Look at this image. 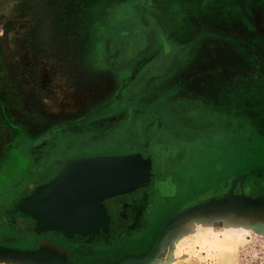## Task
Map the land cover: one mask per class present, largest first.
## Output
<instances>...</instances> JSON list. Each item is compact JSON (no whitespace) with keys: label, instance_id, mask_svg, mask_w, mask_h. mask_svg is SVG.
I'll return each instance as SVG.
<instances>
[{"label":"rangeland","instance_id":"rangeland-1","mask_svg":"<svg viewBox=\"0 0 264 264\" xmlns=\"http://www.w3.org/2000/svg\"><path fill=\"white\" fill-rule=\"evenodd\" d=\"M206 3L228 12L229 35H237L238 42L235 47L228 43L223 58L219 53L213 55L216 58H181L193 44L180 46L181 52L172 44L169 50L151 18L166 17L169 4L178 14L190 9L199 15L207 8L198 12V6ZM156 37L159 47L150 48ZM204 45L201 53L207 48L208 56L209 50L220 49ZM177 53L179 60L173 57ZM176 59L183 70L181 84L176 75L165 76ZM113 65L119 72L114 76L109 72L114 71ZM252 68L260 72L258 86L251 84ZM221 79L229 84L228 101L236 96L245 104L254 101L264 123V0H0V160L17 143L28 141V147L45 134L77 137L102 129L119 116L121 110L112 103L123 95L129 108L142 109L143 116H136L140 113L135 110L130 127L120 123L105 138L86 144L88 148L64 150L57 159L76 152L92 156L139 153L151 161L152 168L149 151L156 148L159 162L165 164L161 177L174 176L182 167L185 173L179 179L182 184L185 180L187 193L181 195L177 210L160 214L147 248L139 254H127L123 244L110 251L96 246L84 251L89 253H79L75 246L79 238L53 231L37 234L29 230L34 225L31 219L15 218V232L6 214H0V264H264V228L252 225L249 234L228 239L220 235L218 243L200 239L207 233L203 234L205 225L221 230L235 216L249 214L250 222L264 223V169H244L264 162V132L255 124L229 119L222 123L227 137L213 123L217 129L212 131L215 138H210L200 132L209 129V123L174 116L173 103L188 116L189 108L183 106L188 104V92L199 93L203 106L202 96L218 91L214 84ZM154 112L163 119L155 118ZM190 114L200 119L207 115L201 108ZM88 115L100 122L91 120L87 127L78 128L81 116ZM64 163L65 158L47 167L21 186L19 193L24 195L52 178ZM194 180H199L198 185ZM241 192L243 205L231 197ZM3 199L0 207L8 201ZM197 226L203 231L195 232ZM6 231L13 235L2 236Z\"/></svg>","mask_w":264,"mask_h":264},{"label":"flooded vegetation","instance_id":"flooded-vegetation-1","mask_svg":"<svg viewBox=\"0 0 264 264\" xmlns=\"http://www.w3.org/2000/svg\"><path fill=\"white\" fill-rule=\"evenodd\" d=\"M147 23V25H150L149 22ZM111 69L114 71L109 72L113 73V76L114 73H119L114 65ZM123 88L125 89V87ZM119 96V99L112 103L114 107L119 108V111L121 110L117 113L119 116L114 118V120H108L107 125L102 129L97 128L96 130L77 137L67 136V133L66 135L63 133V135H59L60 132L56 134H45V136L36 138L38 141H33V144L30 143L28 147H25L28 141H23L19 142L20 145L17 143L15 147L9 148L7 150L9 151L7 156L0 160V175L3 176L0 179V199H8L7 203H5L3 206L1 205L0 214H6V211L11 210L21 197L30 193L33 188L24 195H22L23 193H19V188L27 181L39 176V174L44 172L47 167L58 161H63L64 158L66 161L68 159L79 158L83 156H92L90 154H82L85 152H76V154L73 156H69L71 154H66L65 157L62 155L64 157L63 159H61L62 157L57 159V156L62 154L64 150L78 149L81 151L83 148H88L86 144L93 143L96 140H100L101 138H105L112 132V129H114L116 125L121 123L125 124V126L128 125L127 127H130V122H132L136 116H143L142 109L137 110L134 108L132 110L126 104L128 103V98L123 97V95L122 97ZM125 104L127 109H124ZM125 110H127L126 113ZM135 110H137V113L140 114L136 115ZM153 116L155 118L157 117L156 115ZM81 117L82 118L78 120L80 123H78V128L87 127L89 121L91 120L95 121L96 123L100 122L98 118L93 119L94 117L91 118L89 115ZM157 118L161 119V117ZM160 122L163 121L160 120ZM76 140L80 142L79 145L77 144ZM59 141H62V144H65L66 146L62 144H60V146H53L54 143L57 144ZM36 144H38V146H36ZM155 150L157 149L151 148L149 151L152 153L151 173L153 179L150 180L149 183L144 187H139L129 193L116 195L104 200L103 205L106 210L105 213L109 215V221L106 224L108 232L104 233L101 229H99V234L88 243L85 241V237L76 236L75 238H79V240L75 239L77 242L79 241L78 244H75L77 252L89 253L84 251L88 250L89 248L94 249L96 246H100L102 250L105 249L110 251L113 250V247H115L116 244H123L125 245L123 250L128 251L127 254H139L147 248L149 239L157 227L156 222L157 218L160 217V214H171L177 210L180 198L182 197L181 195H183V193L187 194L183 188L186 185L185 180L182 184V181L179 179L180 176L185 172L181 170L182 167H179L180 170L175 172L173 174L174 176L161 177L162 175H160V173L163 174L165 164L159 162V152H155ZM10 167L13 168L10 169ZM50 179L42 181L38 183V185L43 184ZM179 184H181V189L179 188ZM16 218L27 220L31 219L29 217ZM5 219L10 221L9 223L15 232L18 231L17 226L14 225L15 218L12 219L7 216ZM31 220L34 224V220ZM2 222H4V218ZM32 227L29 228V230H33ZM1 235L7 237L12 236L13 233L11 231H6L5 234ZM66 241H68V239ZM38 243L39 242L36 244Z\"/></svg>","mask_w":264,"mask_h":264},{"label":"water","instance_id":"water-1","mask_svg":"<svg viewBox=\"0 0 264 264\" xmlns=\"http://www.w3.org/2000/svg\"><path fill=\"white\" fill-rule=\"evenodd\" d=\"M152 179L151 161L139 153L68 159L55 176L21 197L6 215L33 219L37 234L53 231L66 238L86 237L88 242L99 229L108 232L104 200L144 187ZM49 191L53 196L43 199ZM96 211L99 214H91Z\"/></svg>","mask_w":264,"mask_h":264},{"label":"crops","instance_id":"crops-1","mask_svg":"<svg viewBox=\"0 0 264 264\" xmlns=\"http://www.w3.org/2000/svg\"><path fill=\"white\" fill-rule=\"evenodd\" d=\"M209 5L210 3L208 4L206 3L204 6L200 4L197 8L198 12L201 11V8L205 6H206L205 8L207 9L206 11L197 15V14H194L193 11H191L190 9L188 10L187 13L184 12L182 14H178V10H174V8L170 7V4H169L168 8L165 10V15L167 18L164 17L163 15H160V16L157 15V16L152 17L151 21H153L154 25L158 27V30H161L162 32V34L159 36L161 40H163L162 42L166 44V48L171 50V45L173 44V48H175L177 52H181L180 46L185 45V44H193V48L188 52V54L184 56L182 55L181 58H188V59L191 57L216 58L217 55L216 56H213V55L217 53H219V56H218L219 58L225 57L226 51L225 52L223 51L224 49L227 48L228 43L232 45L234 44V47H235L236 43L238 42V38H237V35H229L228 27L231 26L229 25L230 24L229 22L232 21V19H228V12L221 11L218 7H215V6L212 7ZM255 5L257 4H253L252 6H255ZM257 43H259V38H257ZM157 44H158V37H156V39L153 38V45L150 48L159 47V45ZM203 45L204 47L209 46V45H213V46L215 45L218 48L220 47V49L218 51L209 50L210 56H208L206 52L207 48H205L204 51L201 53ZM164 50H165V47H164ZM173 57L177 58L178 60L180 59L178 53H177V56L173 55ZM178 60L176 61L175 67L173 66L174 68L171 69V71L169 70V72L167 73L168 75L166 74L165 76L168 77L169 75H171L173 77L174 75H176L177 84H181L180 74L182 73L183 70L180 71L179 63L177 64ZM189 69L191 70L192 67H189ZM251 71H252L251 72V84L253 86L255 82H257V86H258L260 72L257 68L255 69L252 68ZM210 84L209 86L213 85V84L211 85ZM228 85L229 84L227 82L222 83V79L220 80V82L218 83L216 82L214 86L218 88V91L216 89L214 90V92H212L210 91L211 90L210 89L209 93H205L204 96H202L206 100V102H203L204 104L203 106L200 103L201 95L199 93L195 92L193 94V92H188V98H187L188 104L183 105L181 103V105L186 106L190 110L192 109L196 110L199 108L205 110V112L207 113V115H205V118L200 119V115H196L193 117V115L190 114L189 109H188L189 115L185 116L183 112L180 113L181 110L179 109L178 105L173 103V108L176 107L174 111L175 113L174 116H177L178 119L182 116V120L193 122L195 124H199V122H202V120L203 122L209 123L210 128L209 129L207 128V130L205 129L206 131L201 130L200 132L204 133L205 135H208V137L210 138H215V134H213L212 131L213 130L216 131L215 129H217V125L213 126L212 128L211 124L213 123L219 124L218 129L221 132L222 129H224L222 127V123H227L229 119L232 121L234 120L235 123L255 124L257 130L260 129V131L264 132V123L260 121L261 117L259 113V105H254V101H252L251 104L249 102L245 104V101L243 100V98L242 97L239 98V96H236L235 100L228 101V94H227ZM176 96L180 98V92H177ZM149 105L145 104L143 106L150 108ZM154 115H156L157 117H161L163 119V116L158 114L157 112H154ZM263 119L264 117H262V120ZM252 128L254 130V126H252ZM224 132L226 136L227 129H224ZM220 137H222V135ZM244 138H248V135L246 137L244 136ZM252 153H254V151ZM248 162L249 160H245V163H248ZM263 164L264 162H259L253 168L247 165L244 167V169L252 170L254 168H258L259 169L258 172H259L260 168L261 170L264 169V166L261 167V165ZM254 172H257V171H254ZM195 180L194 182L198 185L199 180L197 181ZM217 181H219V179Z\"/></svg>","mask_w":264,"mask_h":264},{"label":"bare ground","instance_id":"bare-ground-1","mask_svg":"<svg viewBox=\"0 0 264 264\" xmlns=\"http://www.w3.org/2000/svg\"><path fill=\"white\" fill-rule=\"evenodd\" d=\"M119 169V168H118ZM137 171L141 172L142 170L141 169H138ZM139 175V174H138ZM231 182H232V185L235 186L236 184V179H234V177L231 179ZM156 183V181H155ZM239 187H241V184H238ZM242 194L240 195H232L231 197L234 198V197H237L239 198V202L243 205L245 204V195L243 192H241ZM49 194V197L50 196H53V193L52 191H49L48 192ZM47 198V197H46ZM51 198V197H50ZM232 198H231V201H232ZM45 199V198H43ZM33 204V202H32ZM104 207V205H103ZM105 208V207H104ZM106 212V210H105ZM91 214H99V212H92ZM106 214V213H105ZM249 217V214H246L245 216H240V217H234L232 219H230L223 228H221V230H214L213 227L209 226V225H205L204 228H207L205 229L206 231L201 232L203 234H205L206 232V236L205 235H202L203 237H201L200 239H202V243H218V240H219V236L220 235H224V236H227L226 239L230 238L231 235H234V234H239L240 236H244L245 234H249L250 233V226H254V227H257V228H264V223L263 222H250V219L248 218ZM252 226V227H253ZM193 228V227H192ZM202 227L200 226V228L197 226L194 231L195 232H198V231H201ZM203 231V230H202ZM208 234V235H207Z\"/></svg>","mask_w":264,"mask_h":264}]
</instances>
